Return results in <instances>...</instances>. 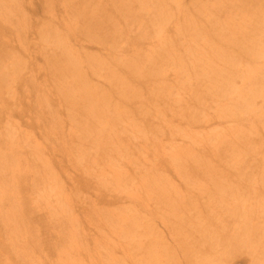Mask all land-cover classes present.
Masks as SVG:
<instances>
[{
    "label": "bare ground",
    "instance_id": "6f19581e",
    "mask_svg": "<svg viewBox=\"0 0 264 264\" xmlns=\"http://www.w3.org/2000/svg\"><path fill=\"white\" fill-rule=\"evenodd\" d=\"M41 1V11L43 17L46 19V23H41L40 30L37 31L33 28V22L31 21V16L35 15L36 9L33 8L30 0L25 4L24 0H0V37H2L4 43L7 42L9 44L13 41L14 45H18L23 53V47L25 46L27 48L29 45L27 38H30L31 35L34 41L31 46H35V52L32 50L30 54L27 55L30 63L34 61L33 57L36 52L44 55L42 58L47 61V51L64 49L66 54L64 57V66L63 64H50L48 68V72L55 71L59 78H57V75L50 74L55 80L53 83H50L49 88L41 89V84L36 81L33 75V68L28 69L25 63L22 65V68L17 65L14 66L15 56L11 55L10 50L6 54H0V63L11 60L8 62L12 68L8 74L4 76L15 71L18 80L22 76L29 74L27 78L31 80L30 88L35 103L40 104L41 101H43L46 105L45 109L48 112L47 114L52 119L61 112L60 110H63V101L65 97H68L69 101L64 103V108L68 111L69 118L74 122H82V125L86 127L93 124L97 126V129L99 126L110 127L111 118L113 116L111 115V111L117 102L120 101L128 104L134 98L130 92L131 88L129 81L131 79L138 80L142 78V71L145 70V68H140L138 62L135 61L141 53H143V51L140 50L143 48L135 41L140 33H138V36L133 35L131 38H129V34L132 33L131 28L133 27L131 26L130 19L134 18L135 21L142 20L141 12H147L149 10L146 3L144 0ZM227 1L228 0H203L202 5H195L192 13L193 18L190 19L186 16L182 17V21L184 23H189V26L191 24L192 27H187L183 32L178 30L180 26L175 22L174 27L178 38L177 41L170 46L166 45V39L163 36H159L166 31L165 25L163 24L159 26L157 31V36L159 37L156 36L154 42L148 40L147 44L150 45L151 49H147V51L156 55L155 62L158 73H160L159 76L170 80L169 71H171V79L176 83L177 81H183L185 78L182 84L185 85V88L183 93H181L180 90L176 91V95L175 93L173 94V96L175 95L174 99H166L169 97H166L168 91L164 93L159 97V102H153L154 107L151 110L152 113L148 111L150 109H147L145 110L147 112L144 114L133 118L131 115L126 116L125 113L119 112L118 116L120 119H126L130 122L131 126H137L134 131L135 135L134 132H132L133 136L130 137L131 140H125L126 145H123L124 154L120 145L123 143L120 137H117V139L112 142V146V140H110L106 148H100L94 141L95 151L92 153L84 149L83 144L78 141V139L82 137L81 132L79 135L80 137H77L78 139L76 141L79 146V152H75L77 157L81 156L83 160L90 159L91 165L93 166L96 165L97 162L99 164L103 156L109 159L108 167L105 169V165H103V167L98 170V174L94 177L95 181L99 178L106 183L108 179V183L112 187L109 190V195L105 198V195L101 193L99 188H92L93 195L89 198H93V201H105L107 205L123 203V200L126 199L129 201L128 205L125 207L114 206L116 212L106 213L108 214V221L105 223H103L104 215L101 216L100 211H85L84 214L87 221L85 224L91 227L92 231L95 233L91 236H85L84 234L81 235L83 224L81 222L78 224L76 214L70 210L72 207L70 206L71 203L69 200L65 203L59 199L57 200L58 206L54 205L55 207L49 202H44L45 207L43 210L48 215L55 213L58 217L66 216L71 218L72 222L70 224L71 228L68 236L69 241L70 243H74L76 238H79L74 244H71L73 250H70L65 256L44 251L47 250V245L41 238L44 232L40 235H27L26 230H30V226L33 223V220L30 221V218L34 217L29 216L30 218L26 219L24 214H21L17 217L12 215L9 221L4 223L3 227L0 228V234L1 231H3L9 239L7 244H0V253L4 248L11 250L18 245H27L29 248L32 247V251L40 253L39 257L37 256L38 254L34 255L36 259H43L49 262L48 264H110L113 261L112 256H114V250L113 248L110 250L111 244L101 238L112 234L110 231L108 232L106 228L114 225L112 230L119 229L120 236H123L126 232L125 235H127L128 238L133 237L141 231H153L155 229V221L151 219L156 216L155 211L159 212L162 209L163 206H159L162 201H154L152 206V204L143 203L142 195L147 190L148 193L149 190H151L152 192L158 191L160 194L163 186L166 188L170 183V177L168 175L171 174L175 176L182 183H188L191 181V178H193V175L199 173L202 179H204V186L209 192L210 179H208L207 173L209 172L210 165L206 163L209 157L208 153L212 154L214 156L213 160L217 161L221 157L225 158L226 153L229 152L228 157H230L232 161V167H236L238 164L234 161L233 154H247L252 151L253 154L257 156L260 155V160L264 168V151L259 152L258 150H254L251 147L255 143L254 138L244 136L245 134H242L243 129L241 128L243 121H246L249 126L247 127V131L250 135L252 137H260L255 126V123L259 121H255L251 118L252 113H254V105H256V102L260 99L264 100V95L260 94L262 91L258 90L260 82H256L260 79V76L264 77V18L261 21L252 19L251 11L257 7L254 5L253 0H234L232 3L230 1L229 5ZM260 26V30L263 34V42L257 45L254 44L255 48H251V30L249 28L254 30L256 29L255 27L259 28ZM142 36L144 35L140 37ZM66 37L68 41L65 42L64 39ZM70 39H72L73 44L70 43ZM85 43L94 44L99 46V48H106L107 50L110 48L115 49L118 44H122L120 46L121 49L132 47L133 51L130 56H121V54L117 53V56L114 58L117 60L116 64H114L115 61L113 60H110L111 62L106 61V63H104V60L102 63L90 62L87 66L79 64L77 65L78 69H75L74 65L76 58L69 53L66 44L70 47L79 46L82 48ZM137 48L140 49L136 50ZM118 50L123 52L120 49ZM155 50L156 53H154ZM24 51L26 50L24 49ZM60 56L63 57L62 54H60ZM146 56L148 57V55ZM259 57H261L262 60L259 63H255ZM145 60L149 63V60ZM164 62L175 65L177 70H163L161 66ZM243 62L249 65L255 63L256 66H252L251 68L244 66L235 67V69H233V64ZM230 64H232V66L229 68ZM86 69L90 74L86 72ZM149 71H151L149 73L153 74L155 70H153L152 67ZM156 75L158 76V74ZM63 76L70 77V79L63 78ZM129 77L131 79H129ZM240 77L244 80L237 86L236 80ZM7 79L8 77L2 78L5 82ZM91 79L95 81L93 80L92 82L90 81ZM46 80L47 79L44 77L43 82L45 83ZM14 81H16V79L11 78V82L13 83ZM106 84L108 88L110 87L112 90L105 91V89L101 87ZM6 87L8 89V97L2 99L3 92L2 85L0 84V117H5L8 120L12 117L14 113L13 110H21L20 107L22 106L19 102L20 99H15V89L12 87L9 88V81ZM157 91L159 90L153 87L151 89L152 93L150 92V94H154ZM26 93L27 102H29L30 96L32 95L29 90H26ZM183 95L187 98H184ZM115 97L117 100L113 99ZM161 98L166 99L167 102H164V99ZM237 99H240L238 105H236ZM54 101L56 108H52L54 106ZM162 106L163 109H161ZM243 107H248L249 110L245 111V113H248L250 117L241 118L244 116L238 115V110ZM96 110H98V113H96ZM39 113L46 121L48 118L46 112L44 114L42 109H40ZM40 115L35 116L37 122L41 119ZM152 118L155 122H151L148 129L156 131V129H160V127L167 128L168 131L165 132L173 148L169 149L167 152L162 151L163 149L158 150L152 155L149 156L147 154L148 156H146L147 146L142 141H147L148 136H143L139 139L136 137V134L139 133L140 130H143L144 127L148 126L146 122L150 121ZM57 119L59 123V116H57ZM26 121L29 122L30 118ZM4 124H6V122ZM174 124H176V129L183 125L185 131L182 134L175 132L173 130ZM214 124L223 126L213 131L210 135L206 132L201 133L200 131H193L199 128L204 130ZM43 125L44 123H37V129L39 130L41 127H44ZM6 126H9V124ZM99 130L98 136L105 137L101 133L102 128H99ZM81 131L87 130L81 129ZM262 131L264 132V130ZM227 132H232L235 135L241 133V136L229 140L230 143L227 144L225 139V134ZM152 135L154 136V133ZM196 136H201V139L194 141L193 139H195ZM105 138L109 141L110 138L113 139L114 137L111 133L109 137ZM29 140L32 139L26 138V141H28L27 151L30 153L29 156L40 161L43 170L37 178H34V176L32 177L30 189L28 187L24 189L21 188L20 191H13L7 196V190L5 188H8V186L4 187V185H0V197L7 198L10 204L17 202L26 204L28 198L32 194L42 193L45 187L55 192L52 183L46 182L45 168L47 170L49 169L42 159L45 148H42L36 142H29ZM107 141H104L103 145L102 142H98V145L102 147L106 145ZM176 141H179V143L177 144ZM186 141L197 151L189 146H184ZM159 142L160 139H158V143ZM212 146L215 148L211 149ZM224 146H226L225 152L218 153L220 148ZM49 148L52 156H54V154H60L57 162L62 167L61 154L66 152V145L64 143L61 147L49 145ZM132 148L136 151V154L138 152H145V155L142 158H138L139 160L127 159L128 155L133 154V152H128V150ZM195 154L202 158L201 162H198L195 167H191L190 164H187L188 161L182 163L183 159L192 160L193 158L191 159V157H194ZM73 159V155L69 153L66 157V161L69 163L68 165H70L75 172H80V175H83L85 171L84 167L82 164H79V160L70 163ZM111 160L112 163H110ZM226 166L230 168L229 162H225L224 167ZM227 167L226 170H228ZM86 168L91 167L86 165ZM163 168H168L169 171L166 172L162 181L156 175L161 171L160 169ZM233 170L236 172L235 169ZM228 174H231L230 171ZM86 180H88V178L85 179L84 182L89 184ZM95 181L94 183H96ZM54 184L57 185V181L54 180ZM204 186L201 185L196 189L197 192L200 193L201 198L205 197V193L203 192ZM217 186L220 187V195H217L219 198H224L226 195L236 198L234 186L227 183L218 184ZM124 190L126 192L130 191L125 197L120 193ZM28 192H30V195L25 197L24 194ZM149 195L150 193L147 194L146 197L150 199ZM79 205L82 206L85 204L80 201ZM0 206H2V204H0ZM170 206H177V204H171ZM170 209L173 210L174 208L170 207ZM124 210H127L126 212L130 211L131 213L137 210L138 212L145 213V215L140 218H137L134 214L125 213V215H122ZM35 215L37 216L36 219L39 220V212L35 213ZM18 217L20 226H23L22 235L17 232L18 230L13 225L17 222L16 218ZM88 219L91 221H88ZM10 222H13V224ZM56 222H58V220H56ZM160 223L166 232L172 234L173 228L170 225L172 224L170 220L164 219ZM46 228L51 230V232L48 233L50 239L55 242L56 246L60 245L63 242L65 231L64 229L62 230L60 222L59 224H51ZM123 238H125V236H123ZM101 245L107 250L105 253L106 256L99 257L100 255H97L94 258L89 255L91 251L98 254L97 249ZM138 247L148 248L145 244H139ZM53 256L55 260H52ZM102 257H108L107 263L103 261Z\"/></svg>",
    "mask_w": 264,
    "mask_h": 264
},
{
    "label": "rangeland",
    "instance_id": "374dc122",
    "mask_svg": "<svg viewBox=\"0 0 264 264\" xmlns=\"http://www.w3.org/2000/svg\"><path fill=\"white\" fill-rule=\"evenodd\" d=\"M24 1L25 4L28 0ZM30 1L33 8L36 9L35 15L31 16V21L33 22V28L38 31L40 30L41 23H46V19L43 17V13L41 11L42 1ZM230 1L232 3L234 0H228V5L230 4ZM144 2L146 3V6L149 10L147 12H141L142 20L140 21H135L134 18L130 19L131 26L133 27L131 28L132 33L129 34V38H131L133 35L138 36V33H140V35L137 37V40L135 41L139 43L143 49L137 48L136 50L140 49L143 51V53H141V55L135 61L138 62L140 68H145V70L142 71V78L138 80H132L129 77V79H131L129 81L131 88L130 92L134 98L128 104L118 101L111 111V115L113 116L111 118L110 127L99 126V128H102L101 133L105 137H109L112 133L114 138H110L109 141H107L105 137L98 136L100 130L99 128L97 129V126L90 124L86 127L82 125V122L76 123L69 118V113L64 108V103L69 101L68 97H65L63 101V110H60L61 112L57 115L59 116V123L57 116H55L53 119L50 118L47 114V110L45 109V103L43 101H41L40 104L35 103L32 90L30 88L31 80L27 78L29 74L22 76L18 80L15 71L4 76L5 74H8L12 68L8 62L11 60L0 63V84L2 85L3 92L2 99L8 97V89L6 85L9 81V88L12 87L15 89V99H20L19 102L22 106H19L21 110L14 109L12 117L8 120L5 117H0V185H4V187L8 186V188H5L7 190L8 196L13 191H20L21 188L24 189L28 187L30 189L32 177L34 176V178H37L42 173L43 167L41 162L37 161L32 156H29L30 153L27 151L28 141H26V138H30L32 140H29V142H36L42 148H45L42 159L44 164H46V167L49 169L47 170L45 168L46 182H51L55 190V192H52L47 187H45L44 191L42 190V193L35 195L32 194L28 198V202L26 204H21L20 202L10 204L8 203L7 198L0 197V204H2V206H0V228L3 227L4 223L9 221V218L12 215L17 217L18 215L24 214L26 219H29V216H33L34 218H30V221L33 220V223L30 226V230H26V234L40 235L44 232L41 235V238L47 245V250L44 251H49L51 254L65 256L70 250H73L71 244H74L79 238L77 237L74 243H70L68 236L71 228V218L66 216L58 217L55 213L48 215L43 210L45 207L44 202H49L51 205H53V207H55L54 205L58 206L57 200L60 199L65 203H67L69 200L71 203L70 206L72 207L69 208L74 214H76L78 218V224L80 222L83 224L81 235L84 234L85 236H91L95 234L92 231V228L85 224L87 222L84 214L85 211H100L101 216L104 215L103 223H105L108 221V214L106 213L116 212L114 206L125 207L129 203V201L125 199L123 200V203L107 205L105 201H93V198H89L93 195L92 188H99L101 193L105 195V198H107V195H109V190L112 187L108 183V179L107 183L99 178L97 181L94 180V177L98 174V170H100L103 165H105V169L108 167L109 159L102 155V161L99 164L97 162V164L93 166L91 165L92 163L90 159L83 160L81 156L77 157L75 152H79V146L76 140L78 139L77 137L80 135V132L82 137L79 138L78 141L83 144V148L88 152L92 153L95 151V143L100 148H106L108 147L107 144L110 142V140H112V146V142H114L117 137H120L121 142H123L120 145L124 154L123 145H126L125 140H131L130 137L133 136L132 132L135 131L137 126H131L128 120L120 119L118 116L119 112L125 113L126 116L131 115L134 118L147 112L145 111L147 109H150L148 111H151L154 107L153 102H159V97H161L164 93H167V91L168 93L166 97H169L166 99H174L176 91L180 90L181 93L184 92L185 85L182 84L185 78L183 81H177L176 83L171 79V71H169L170 80L168 78L159 76L160 73H158V68L155 62L156 55L147 51V49H151L147 42L148 40H151V42L156 40L158 28L161 26V24H163L165 25L166 31H164L163 34L159 36H163L166 39L165 42L167 46L174 44L178 38L176 36V29L174 27L175 22L180 26L178 30L183 32L187 27H192L191 24L189 26V23H184L182 21V17L186 16L190 19L193 18L192 13L194 11L195 5H202L203 0H144ZM253 3L257 7L251 11V17L253 20L261 21L264 18V0H253ZM255 28L256 29L254 30L249 28L251 30V48H255L254 44L257 45L263 42V34L260 30L261 26L259 28ZM141 35L144 36L140 37ZM64 41H68L67 37L64 39ZM27 42H29V45L27 48L25 46L23 47L22 53V51L19 49V46L14 45L13 41L9 44L7 42L4 43L2 37H0V54H6L10 50L11 55L15 56L14 66L17 65L22 68V65L25 63V66L28 69L33 68V75L36 81L41 84V89L49 88L50 83H53L55 80L51 75H57L55 71L48 72L49 65L63 64L64 66V57L66 55L65 50L56 49L47 51V61L42 58L44 55L36 52L35 56L33 57L34 61L30 63L27 55L30 54L32 50L34 51L35 48V46H31L34 43L31 35L30 38H27ZM70 43L73 44L72 39H70ZM121 45L122 44H118L115 49L110 48L109 50L106 48H99L97 45L88 43H85L82 48L79 46L70 47L66 44V48L69 53L76 58L74 68L78 69L77 65L79 64L87 66L90 62L102 63L104 60V63H106V61L109 62L110 60H113L115 61L114 64H116L117 60L114 58L117 56V53L121 54V56H130L133 48L129 47L121 49ZM24 49L26 51H24ZM118 49L123 52H120ZM154 53H156V50ZM60 54H62L63 57L60 56ZM146 55H148V57ZM261 57H259L255 63H259L262 60ZM145 59L149 60V63ZM165 63L166 62H164L163 65ZM255 63L253 65H249L244 62L236 63L233 64V69H235V67L238 68L243 66L249 68L252 66L255 67ZM163 65L161 66L163 70H177L175 65H171L169 63H166L164 67ZM231 66L232 64H230L229 68ZM152 67L153 70H155L153 71V74L149 73L151 72L149 70ZM86 72L89 73L87 69ZM156 74H158V76ZM7 77L8 79L6 82L2 80V78ZM44 77L47 79L45 83L43 82ZM11 78H15L16 81L12 83ZM57 78H59L58 75ZM63 78L70 79V77L65 76H63ZM241 78L242 77L236 80L237 86L242 80H244ZM259 78L260 79L256 81L257 83L260 82L258 90H261L262 92L260 94L264 95V77L260 76ZM93 80L94 79H91L90 81L93 82ZM101 87L105 89V91L112 90L110 87L108 88L107 84ZM153 87L157 88L160 93L157 91L154 94H150ZM26 90H29L30 94L32 95L30 96L29 102H27L28 99L26 97ZM174 93L175 95L173 96ZM183 97L187 98L184 95ZM113 99L117 100L116 97ZM166 99H164V102H167ZM239 102L240 99H237L236 105H238ZM53 105L54 106L52 108H56L55 101L53 102ZM254 106V113H252L251 119L259 121L258 123H255V126L258 135H260L262 139L260 137H252L250 135V133L247 131V127H249L248 122L243 121L241 128L243 129L242 134H245L244 136L254 138L255 143L251 147L254 150L261 152L264 151V132L262 131L264 130V100H258ZM40 109H42L44 114L46 112L48 117L46 121L42 118V115H40ZM161 109H163V106ZM247 110H249L248 107L240 108L238 110V115L244 116L241 118H246L247 116L250 117L248 113H245ZM96 113H98V110H96ZM150 113H152V111ZM38 115L41 116L39 122L35 120V116ZM28 118H30L29 122L26 121ZM153 121L154 119L152 118L150 121L146 122L148 126L145 125L146 127L136 134V137L139 139H141L143 136H148L147 141H142L147 146L146 156H150L158 150L163 149L162 151L167 152L169 149L173 148L170 145L171 141L168 139V136L165 132L168 131L167 128L160 127V129L158 128L156 131H152L153 129H148L150 123ZM5 122L6 124H4ZM37 123H44V127H41L38 130ZM8 124L9 126H6ZM221 126L223 125L214 124L204 130L199 128L194 129L193 131H200L201 133L206 132L210 135L213 133V131L220 128ZM173 128L175 132L181 134L185 131V127L183 125L176 129V124H174ZM81 129H85L87 131H81ZM153 133L154 136L152 135ZM238 136H241V133H237L235 135L232 132H227L225 134L226 143L229 144V140H233ZM103 138L104 141H107V143L101 147L98 145V142H102L103 145ZM158 139H160L159 143ZM200 139L201 136H196L193 140L197 141ZM63 143L67 148L66 152L61 154V167L57 162L58 156H60V154H54V156H52L49 145L61 147ZM176 143L178 144L179 141H176ZM184 146H189L193 150H196L194 147H192V145L190 146L187 141L185 142ZM214 148V146L211 147V149ZM225 149L226 146L220 148L218 153L225 152ZM128 152H133V154L128 155L127 158L131 160H139L138 158H142L145 155V152H138L136 154V151H134L133 148L129 149ZM69 153L74 157L70 163L79 160V164H82L84 167L85 171L83 175H80V172H75L72 167L68 165L69 163L66 161V157ZM196 155L197 154H195L194 157H191V159L193 158L192 160L183 159L182 163L188 161L187 164H190L191 167H195V165H197V163L201 162L202 160V158ZM208 155L209 157L206 163H209L210 165L209 172L207 173L208 179H210L209 192L204 186V179H202L199 173L193 175V178H191V181L188 183H182L175 176L170 174L168 175L170 177V183L166 188L163 186L160 194L158 191L152 192L149 190V199L146 197V195L149 194L147 190L142 195L143 203H148L150 205L152 204V206L154 201H162V203L159 205L163 206L162 209L159 212L155 211L156 216L152 217L153 219H151L155 221V229L153 231H141L130 238L125 235V232L123 235L125 238H123V236L119 235V229L112 230L114 225L112 227H105L108 232L110 231V233H112L106 237H101L107 243L111 244L110 250L112 248L114 250V256H112L113 261L110 264H264V168L260 160V155L257 156L253 154L252 151L247 154L234 153V161L238 164L236 167H232V161L230 160V157H228L229 152L226 153L225 158L221 157L217 161L213 160L214 156L212 154L208 153ZM225 162H229L230 168L226 166L228 170H226V167H224ZM110 163H112V160ZM86 165L91 168H86ZM233 169H235L236 172ZM160 170L161 171H159L156 176H158L163 181L164 176L166 175V172L169 171V169L163 168ZM229 171L231 173L230 175L228 174ZM87 178L88 180L86 181H88L89 184L84 182V180ZM54 180L57 181V185L54 184ZM94 181L96 183H94ZM223 183L234 186L236 198H232L226 194H224L226 195L224 198H219V196H217L220 195V187L217 185ZM201 185L204 186L203 192L205 193V197L203 198H201L200 193H198L196 190ZM129 192L130 191L126 192L124 190L120 193L123 197H125ZM29 195L30 192L24 194L25 197ZM80 201L85 205H79ZM171 204H177V206H170ZM170 207H173L174 209L171 210ZM126 211L127 210H124L122 215H125V213L134 214L137 218L144 217L145 215V213L138 212L137 210L132 211V213L130 211ZM37 212H39L40 215L39 220L36 219L37 216L35 213ZM16 219V223H10L13 224L18 230L17 232L22 235L23 226H20L18 220L19 217ZM164 219L171 221L172 224L170 225L173 228L172 234L166 232L162 227L160 222ZM56 220H58V222H56ZM89 220L90 219H88V221ZM59 222L62 230L64 229L65 231L63 235V242L56 246L55 242L48 236V233L51 232V230L46 227L50 226L51 224H59ZM8 241V237L3 233V231H1L0 244H7ZM139 244H145L148 246V248L138 247ZM106 251L107 250H105L103 245H101L97 249L98 254H96L94 251H91L89 252V255L94 258L97 255H100L99 257L106 256ZM35 254H38L37 256L39 257L40 253L37 251H32V247L29 248L27 245H18L11 250L4 248L0 253V263H49L43 259V262L40 259H36L34 257ZM54 256L52 257V260H55ZM102 259L107 263L108 257H102Z\"/></svg>",
    "mask_w": 264,
    "mask_h": 264
}]
</instances>
